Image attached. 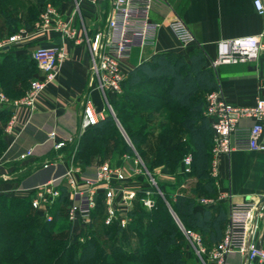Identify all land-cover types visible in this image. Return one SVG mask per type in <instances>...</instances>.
Returning a JSON list of instances; mask_svg holds the SVG:
<instances>
[{"label":"trees","instance_id":"obj_1","mask_svg":"<svg viewBox=\"0 0 264 264\" xmlns=\"http://www.w3.org/2000/svg\"><path fill=\"white\" fill-rule=\"evenodd\" d=\"M26 1L0 0V38L16 33L34 19V7L24 14ZM41 2L36 0L38 6ZM35 73L34 61L24 53L8 49L0 56V90L11 99L24 94ZM217 89L201 51H193L189 62L173 54L153 55L129 71L120 94L109 96L113 114L108 111L103 119L84 130L73 156L75 163L87 166L104 151L121 156L133 155L134 149L149 171L165 165L177 173L182 158L190 154L191 170L184 178L196 179L193 193L197 196H174L173 186L166 185L164 198L181 225L200 234L207 251L221 241L226 225L222 203L199 210L196 201L197 197L217 195L209 174L212 132L203 116L206 94ZM10 114L0 109V155L6 149L3 125ZM141 196L138 193L130 213L133 220L125 229L102 224L113 242L107 250L98 252L96 228L85 243L72 241L64 213V194L51 210V222L32 208L29 197L0 194V264H187L181 250L185 236L164 200L154 192L155 205L147 211L139 202ZM98 215L104 218L101 200L93 212L94 224ZM58 228L66 229L65 239L62 232H56ZM127 233H134L138 240L129 252L122 246L131 237Z\"/></svg>","mask_w":264,"mask_h":264},{"label":"built area","instance_id":"obj_2","mask_svg":"<svg viewBox=\"0 0 264 264\" xmlns=\"http://www.w3.org/2000/svg\"><path fill=\"white\" fill-rule=\"evenodd\" d=\"M71 12L64 11L52 3L46 4L31 27L21 28L18 32L0 41V53L13 44L23 42L30 34L55 33L61 43L50 46H37L31 54L36 65V73L29 81L24 94L17 98H9L0 90V109L11 112L6 126L7 132L13 130L20 111L33 113L37 107L39 96L56 79L59 68L67 56L64 43L74 46L86 45L90 53L88 88H95L101 95L107 110L113 114L108 103L109 96L118 95L122 91V83L126 76L123 62L128 60L134 48L142 49L153 45L160 24L150 18L152 5L156 1L166 0H70ZM88 3L99 14L104 13V23L88 35L82 20V4ZM255 11L264 16V2L254 0ZM79 23V24H78ZM175 39L182 45L195 43V38L186 23L176 15L168 17L165 22ZM64 42V43H63ZM264 51V29L256 36H244L221 40L216 46V57L210 65H237L254 62ZM91 101L87 100L80 121L73 136L58 139L54 131L46 134V140L52 143V149L69 161L65 173L59 178L50 180L36 188L29 195L32 208L46 221L53 220L51 210L64 194V213L66 221L71 225V238L85 243L92 237L94 230L93 212L98 202H103V224H115L125 229L131 220V211L138 193L143 194L139 202L150 211L154 205L153 186L155 178L148 173L139 155L132 149L133 155L124 154L123 166L110 161L97 162L91 173L82 166L73 165L71 146L84 130L94 125L98 118L92 113ZM203 116L212 132L210 177L217 190L215 198H198L197 206H212L215 203L228 202L226 225L223 237L209 251L202 244L198 232L186 230L178 219H174L196 249L202 264H225L228 256L236 254L240 264H264V238L258 242V221L264 208L263 198L247 200L241 203L231 202L229 192L220 190L219 159L233 152L264 151V99H257L251 106H237L229 103L221 89L211 91L205 96ZM249 120V125L243 121ZM126 142L129 140L124 135ZM131 146V145H130ZM33 149L19 155L18 160L26 161L33 157ZM191 156L181 162L180 172L190 173ZM56 163V160H54ZM52 164L45 161L43 168ZM145 171H141V169ZM148 175V182L141 184L137 178ZM2 180L10 177L1 175Z\"/></svg>","mask_w":264,"mask_h":264},{"label":"crops","instance_id":"obj_3","mask_svg":"<svg viewBox=\"0 0 264 264\" xmlns=\"http://www.w3.org/2000/svg\"><path fill=\"white\" fill-rule=\"evenodd\" d=\"M253 2L254 0L154 2L150 18L160 24L156 40L153 45L132 50L129 59L123 62L125 76L132 68L153 55L173 54L189 62L193 51H201L206 67L212 71L218 88L229 103L243 107L253 105L257 99H264V51L251 63L218 65L215 68L210 65L216 57L217 43L221 40L256 36L263 31L264 16L256 13ZM60 5L68 12L71 1L62 0ZM173 15L186 23L195 43L182 45L175 39L165 23ZM100 19L104 20V16L98 14L88 3L82 4V20L88 35L102 25L103 20ZM61 42L55 33H32L26 40L13 44L8 49L12 53H24L31 59L32 51L37 46ZM64 45L67 56L56 79L39 96L36 110L33 113L20 111L11 132L6 130L9 120L3 125L6 149L0 155L1 195L28 198L36 188L50 180L59 179L69 166V161L52 149V143L46 140V134L54 131L61 140L73 136L80 126L87 100L91 101L92 113L98 120L103 119L108 112L100 93L95 88H88V47L74 46L69 42ZM250 123L249 120L243 121L244 125ZM30 148L33 149V157L26 161L18 160L19 155ZM45 161L52 164L43 168ZM218 169L220 190L229 192L231 202L241 203L264 198V151H238L221 156ZM87 172L91 173L92 168L87 169ZM1 175H7L10 179L2 180ZM197 208L201 210V207ZM263 238L264 208L258 221V242ZM225 264H240V258L232 254L227 257Z\"/></svg>","mask_w":264,"mask_h":264},{"label":"rangeland","instance_id":"obj_4","mask_svg":"<svg viewBox=\"0 0 264 264\" xmlns=\"http://www.w3.org/2000/svg\"><path fill=\"white\" fill-rule=\"evenodd\" d=\"M60 1H62V0H42L41 4L38 6V4L36 3V0H31V1L30 0L28 1L27 0L24 3L25 4L24 5V14L26 12H28V10H31V8L34 7L35 8V12L33 13L34 19L31 20V21H29L28 24H24V26H22L21 28L31 27L33 25V23L35 22V20L38 18L39 11L46 4L56 2L57 3V6L61 7ZM67 11L68 12H71V8L69 10H67ZM101 15L104 16V18H105V14L104 13H101ZM101 20H103V19H100V21ZM103 23H104V20L102 21V24ZM12 35H10V36H12ZM10 36H3L2 38H0V41H5ZM7 50H8V48H6L4 52H6ZM4 52H2V53H4ZM2 53H0V56L2 55ZM80 137L77 139V141L74 143V145L71 146L70 154H72L73 156H74V154H75V152L77 150L78 142H79ZM118 147H119V145H118ZM123 155L118 156L116 153L111 154L110 151H104L103 154H102V156L100 154H98V156L94 157L93 160H92L93 163H91L90 165L84 166V165H81V164H77L74 161H73V165L74 166H82V167H85L86 169L92 168V170H93V168H94V166H95V164L97 162H100V161H110L112 164H116L118 166H123L124 165V161L122 159V156ZM100 156L101 157H105V158H103V160H100L99 159ZM186 156H191V155L188 154ZM186 156H184L182 158V160L178 164L179 166H180L181 162L183 161V159ZM191 161H192V156H191ZM144 167H145V165H144ZM140 169H141V167H140ZM145 169L156 180V185L152 187L153 188V192H156V193H158L160 195V197L164 200L166 206L169 208L168 210L171 212V214L173 216H174V214H173V211L171 210L170 204L164 198V193L167 190L165 188L166 185H169L170 187L173 186L172 188H174V189L172 190V193H173L174 196H176L178 194L188 195V196H192V197H196L197 196L196 193H193V190L195 189V186H196V183H197L196 182V179H194L193 177H191V178L190 177L184 178V176H186V174H189V173H181V172L173 173L165 165L160 166V167H156V168H154L151 171H149L146 167H145ZM145 169L142 168L141 171H145ZM137 179H138V182L139 183L146 184L148 182V175H143L142 177L137 178ZM181 179H183V180H181ZM197 198H199V197H197ZM200 198H203V197H200ZM222 204H223L225 210H227V206H228L229 203L228 202H222ZM98 216L99 217H97L96 222L94 224V229L96 228V230L98 232V236L96 237V242L98 244V252H99L100 249H106L107 250L110 247L109 245L113 242V238H109L106 235L105 230L103 228H101V226L103 224V219H101V215H98ZM132 220H133V218L131 216L130 222ZM65 230H66L65 228L64 229L58 228V229H56V232H62L60 234H63L62 237L65 239L66 236H67V233H66ZM71 231H72V229H71V225H70V229H69V235H70V237H71ZM127 234H129V233H127ZM129 235H131V237L129 238V240L127 241V243H124V245L120 244V245L124 246L125 250H127L128 252L131 251L138 244V240L136 238V235L134 233L133 234H129ZM185 239H186V243L181 248V250H182V254H183V256H184L187 264H202V262L200 261L198 255L196 253V249L193 246V244H191V242L187 238H185Z\"/></svg>","mask_w":264,"mask_h":264},{"label":"water","instance_id":"obj_5","mask_svg":"<svg viewBox=\"0 0 264 264\" xmlns=\"http://www.w3.org/2000/svg\"><path fill=\"white\" fill-rule=\"evenodd\" d=\"M262 201H264V198H263V200Z\"/></svg>","mask_w":264,"mask_h":264}]
</instances>
